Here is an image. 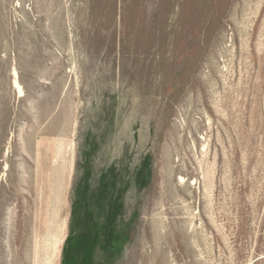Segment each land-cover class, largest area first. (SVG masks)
I'll list each match as a JSON object with an SVG mask.
<instances>
[{
	"label": "rangeland",
	"instance_id": "1",
	"mask_svg": "<svg viewBox=\"0 0 264 264\" xmlns=\"http://www.w3.org/2000/svg\"><path fill=\"white\" fill-rule=\"evenodd\" d=\"M0 264H264V0H0Z\"/></svg>",
	"mask_w": 264,
	"mask_h": 264
},
{
	"label": "bare ground",
	"instance_id": "2",
	"mask_svg": "<svg viewBox=\"0 0 264 264\" xmlns=\"http://www.w3.org/2000/svg\"><path fill=\"white\" fill-rule=\"evenodd\" d=\"M15 85H16V87L18 88V90H20V87H19V85L17 84V82L15 81V83H14Z\"/></svg>",
	"mask_w": 264,
	"mask_h": 264
}]
</instances>
